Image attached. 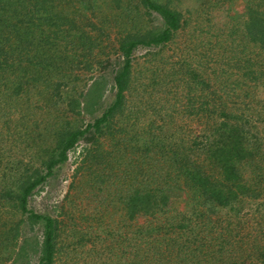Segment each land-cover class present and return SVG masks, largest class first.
Listing matches in <instances>:
<instances>
[{
    "label": "trees",
    "instance_id": "trees-1",
    "mask_svg": "<svg viewBox=\"0 0 264 264\" xmlns=\"http://www.w3.org/2000/svg\"><path fill=\"white\" fill-rule=\"evenodd\" d=\"M95 1L0 0V151H3L5 145L4 134L6 136L14 128H18L19 131L23 129L19 134L26 137L29 132L34 133L28 149H36L37 162L34 166L20 159L16 161L11 159L5 163L4 154L0 156V171H2L0 206L8 207L0 209V249L4 252L8 251V259H11L12 253H15L13 264H31L32 257L36 258L37 264H59L62 260L61 253H58L63 247V244L60 246L61 229L58 220L30 209L29 196L51 176L56 165L67 159L69 150L75 149L81 138L90 146L85 148V158H83L84 162L88 161L87 168L90 174H97L96 169L93 168L94 164L109 168L108 175L118 172V166L113 164L116 155L112 156L104 150L102 139L123 133L125 137L123 144L141 140L137 139L136 135L143 120L130 110L126 96L128 92L138 89L139 83H142L134 74L132 55L139 47H157L169 42L187 21L184 13L171 7L170 0H139V3L147 8L148 14L151 12L159 14L160 27L157 30L147 29L144 32L135 30L130 21L133 18L127 15L123 18L129 22L122 21L123 28L117 30L119 21L107 17L101 19ZM121 1L116 0L117 6ZM244 1L246 5L245 20L242 24L243 35L248 42L253 43L254 48L264 49V9L259 8L261 2ZM105 39L109 42L113 41L111 44L114 53H120L122 60L105 61L99 57L96 50L105 47L103 45ZM258 57L261 59L257 61L249 55L235 60L233 65L243 70L245 82L240 84L235 80L233 87L229 86L230 88L225 89V94L228 95L225 101H221V94L209 90L211 83L201 76L202 72L197 66L193 63L189 66L185 62H179L177 77H187L184 79L187 91L182 95L188 97L189 101L199 98L201 105L204 104L200 111L204 130L190 137L192 129H186L183 134L187 135V138L170 135L173 132L151 137L148 135L147 138L145 137V143H148L144 150L133 147L139 154L141 163L137 165L139 169L135 167V170L133 169L135 171L132 174L135 178L133 186L122 194L123 197L120 196L125 215L131 218L135 214L152 211L153 206L167 203L171 205L172 201L165 195L163 186L150 187L146 182V170L156 164L158 174L172 178L171 182L176 186H179L183 180L190 183L194 189L198 218L211 221L212 228L214 224L224 228L219 231L221 236L230 233L237 236L234 230L240 225L236 223H241L253 213L264 218V199L256 203L253 200L264 195L259 189L260 182L255 178L253 180L252 177L250 179L242 177L243 168L247 163L252 166L257 165L258 158L262 154L259 145L262 142L261 137L255 138L249 130L256 127V123L264 124V116L261 117L264 115V97L258 98V91L261 90L264 95V58L259 53ZM243 60L244 64H241ZM78 65H84L87 71L97 68L103 73L89 76L84 80L82 76L74 74V68H78ZM108 69H111L112 84L105 76V71ZM178 72H182L181 75H178ZM227 76L230 77L231 74ZM172 77L174 72L171 73L169 81H173ZM89 79L91 82L88 84L86 81ZM152 80L154 81V77ZM198 84L202 86L201 89L196 90L195 85ZM108 87L114 91L113 97L106 106H103L104 92ZM182 90L183 88L180 91ZM232 94L234 97L237 96L236 104ZM218 98L220 108L211 106V99L215 101ZM258 105L263 112L255 110ZM60 106L63 110L59 115L51 111V109L59 110ZM184 108L181 112H184L187 118L193 119L196 113H199L189 105ZM42 109L47 111L49 116L39 119L35 113ZM129 110L133 114L129 119L132 120L134 127H129L127 124L115 128V124L122 119L119 117L129 115ZM96 111H99V114L84 128L66 118L67 114H72L78 122L82 114L92 116ZM161 111V108H158L157 113ZM166 119L167 124H170L172 115L166 113L162 116V123L159 125L150 121V123L145 122L143 127L149 130L151 125H155L157 129H165ZM152 132L155 134L154 131ZM142 133L144 134V131ZM47 139L48 142L51 141L50 144H45ZM255 139L258 142H251ZM252 143H257V146ZM205 168L210 169L212 173ZM138 174L141 175V180L137 181ZM3 177H6L5 180ZM95 179L96 182L93 180L95 184H92L96 188V184H99L102 178L97 174ZM99 190L103 191L102 187L97 189ZM247 195L253 198L250 199ZM116 203L115 201L112 206H116ZM18 213L22 218L14 224L12 218ZM25 214L30 230L34 231L36 223H42V239L37 235L22 238V243L15 250L21 235L20 222L24 219L22 215ZM168 216H171L169 222L167 221L169 235L162 236L163 240L159 241L165 246L164 252L172 258L178 260L180 257L178 261L188 257L189 260H195L197 256L192 252L201 246L203 254L213 257V261H207L208 264H241L238 257H233L234 245L230 246L232 237L225 238L221 244H214L216 248L214 249L212 245L206 243V235H202L199 240V235L192 233L185 221L179 220L176 214L171 213ZM223 223L224 227H222ZM7 225L10 227L6 228ZM212 228L204 229V234L210 232ZM213 230L218 229L213 228ZM174 231L176 232L171 236ZM179 231L186 232V242L181 241L182 236L179 237L177 234ZM147 233L156 232L152 230ZM79 237L80 240L84 239L81 238L82 235ZM143 240L145 241L146 238ZM147 242L149 241L146 240L141 244ZM71 243L70 247H73L70 249L73 250L79 241L73 240L69 244L67 242V245ZM181 244L185 246L182 248ZM222 249L225 253H221ZM124 252L127 253L126 248ZM263 256L264 251L261 252V257ZM157 259H154L153 264H157ZM196 264H201V261H197Z\"/></svg>",
    "mask_w": 264,
    "mask_h": 264
},
{
    "label": "rangeland",
    "instance_id": "rangeland-1",
    "mask_svg": "<svg viewBox=\"0 0 264 264\" xmlns=\"http://www.w3.org/2000/svg\"><path fill=\"white\" fill-rule=\"evenodd\" d=\"M255 1L261 2L259 8L263 10L264 1ZM170 5L185 14L184 17L187 21H185L184 26L175 33L169 42L157 47H139L132 55L134 74L137 75V79L142 83H139L138 89L128 92L126 96L130 110L134 114L137 113L140 116V120H143V122L140 121L141 125L136 135L137 139H141L140 142L123 144V139H125L123 133H117L115 137L102 139L104 150L111 153L112 156L116 155V159H113L115 161L113 164L118 166V172L108 175L109 168L94 164L93 168L96 169L97 174L102 178L95 188L92 183H94L93 180L96 182L95 176L97 177V174H90L89 168H87L88 161H83V158H85L84 150L90 146L81 138L76 148L69 150L67 159L56 165L51 176L28 198V207L30 209L40 214H48L59 222L61 229L60 246L63 244L62 250L58 252L61 253L62 258L59 264H153L155 258H158L156 260L157 264H196L197 261H201V264L203 262L208 264L207 261H213V257H209L206 253L203 254L201 246H198V249L192 252L197 256L195 260H189L188 257L185 260L178 261L180 257L176 260L167 252H164L165 246L159 240H163L161 239L162 236L169 235L167 221L171 217L168 216L171 213L176 214L179 220L185 221L184 223L190 227V231L199 235V240L202 235H206V243L212 245L214 249H216L215 245L221 244L225 238L232 237L231 240L235 241V243L231 241L230 244V246L234 245L232 249L235 256L233 257H238L241 264H264V256L261 257V252L264 251V218L262 219L261 216H257L254 213L246 218L243 217L244 219L241 223H236L240 225L234 230L237 236L232 233L221 236L219 231L224 228L214 224L213 228L218 230H213L211 221H207L205 218H198L195 209L194 189L190 186V183L183 180L179 186H176L171 182L173 181L172 178L168 176L162 177L158 174L159 171L156 164L146 170V182L149 183L150 187L163 186L165 195L172 201L171 205L167 203L153 206L154 209L152 211L135 214L131 218L127 214L125 215L120 196L123 197L122 194L133 186L135 179L132 175L135 172L133 169L134 167L139 169L140 167L137 165L141 163V159L138 158L139 154L133 147H139L144 150L148 143H145V137L147 138L148 135H150L148 137H151L156 134H170L173 132L170 135H175L174 137L179 135L180 138H187L188 136L183 134L186 129H192L189 134L190 137L202 133L204 130L205 126L204 122H201L200 114L201 106L204 104L201 105L199 98L189 101L188 97L182 95L183 92L187 91L184 85L186 83L184 79L187 77H177L176 70L180 67L179 62H185L189 66L193 63L197 66V69L202 72L201 76L210 81L211 88L209 90H215L218 94H221V101H225L228 96L225 94V89L233 87L235 80H238L240 84L245 82L242 75L243 70H239L233 65L235 60L240 57H248L249 55L257 61L261 59L258 57V53L264 58V49L254 48L253 43L248 42L246 36L243 35L242 24L245 20L244 9L246 5L244 0H170ZM95 7L101 19L107 17V19L119 21L116 26L117 30L123 28L122 21L124 23L129 22L123 18L127 15L133 18L130 20L133 23L131 26L141 32L147 29L157 30L161 25L159 14L157 12L148 14L147 8L142 6L139 0H122L119 6H117L116 0H96ZM111 43L113 41L109 42L108 39H105L103 44L105 47L96 50L99 57L105 61L122 60L120 53H114ZM241 64H244V60ZM96 65L94 64V66ZM173 72V81H169ZM102 73L97 68L87 71L84 65H78V68H74V74L82 76L84 80L89 76H98ZM181 73L178 72V75H181ZM227 74H231V76L229 77ZM105 76L112 84L111 69L105 71ZM151 77H154V81ZM86 82L89 84L91 79ZM201 86L202 84L195 85V89H201ZM182 88L183 90L180 91ZM113 93L114 91L109 87L105 90L103 106H106L112 100ZM258 94V98L264 97L261 90L258 91ZM232 99H234L236 104L237 96L234 97L232 94ZM219 102V98L215 101L211 99V106L220 108ZM186 105L199 111L193 119L187 118L184 112H181ZM158 108L162 110L159 114L157 113ZM62 110V106L59 107V110L51 109L57 115ZM130 110L129 115L119 117L122 119H120L121 121L118 124H115V128L118 125L125 126L127 124H129V127H134L132 120L129 119L133 115ZM255 110L263 112L260 105ZM166 113L172 115V120L169 121L170 124H167L168 120L166 119L167 126L164 127L165 129H157L155 125H151L149 130H147L148 128L144 129L143 125H145V122L150 123L152 121L156 125L162 123L161 118ZM98 114L99 111H96L92 116L82 114L78 118L80 119L78 122L76 121L77 118H73L72 114H67L66 118L71 119L74 124L81 125L84 128ZM35 116L39 119L41 117L47 118L49 113L42 109L35 113ZM255 126L249 130L255 138L261 137L262 142L259 145L262 148V154L258 158L259 163L257 165L252 166V164L249 165L247 163V166L243 168L244 175L242 177L245 179L248 177L249 179L252 177L253 180L258 179L260 182L259 189L264 192V165H261V163L264 164V124L258 125L256 123ZM22 131L23 129L19 131L18 128H14L6 136L4 134L5 145L3 151H0V156L2 157L4 154L3 162L5 163L11 159L15 161L20 159L25 163L30 162L34 166L37 164L36 149H28V144H30L34 133L29 132L26 137L23 134H19ZM142 131H144L145 135ZM44 135L46 136V134ZM26 142L28 143L26 144ZM251 142H258V140L255 139ZM34 143H36V140H34ZM50 143L51 141L48 142V139L45 142V144ZM133 143L134 145H132ZM252 144L257 146V143ZM117 157L120 158L117 159ZM205 170H209V173H212L210 169L205 168ZM105 173L106 175H104ZM1 175L2 171H0ZM5 178L3 177V180ZM217 178L220 179V177ZM136 179L137 181L141 180V175L138 174ZM99 187H102L103 191H97ZM263 196L261 198L258 197L259 199H255L252 196H248V198H253L256 203L261 199L263 200ZM115 201L117 202L116 206H112ZM7 208V206H0V209ZM22 216L24 219H22L19 226L21 235L15 250L22 243V238H31L37 235L38 238L42 239V223H36L34 231L30 230L26 214ZM20 218H22L20 214H16L12 218L13 223L15 224L21 220ZM8 219L11 218L8 217ZM224 226L225 224L223 223L222 227ZM9 227V225L6 226V228ZM153 227H157V229H153ZM206 228L212 229L204 234V229ZM152 230L156 233H147ZM175 232H172L171 236ZM177 234H179V237L182 236V242H186V232L179 231ZM80 235L84 239L80 240ZM145 238L149 242L142 245L141 242H145L146 240H143ZM73 240H77L79 243H76V248L72 250L70 249L73 247H70L72 243L67 245V242L69 244ZM184 246V244H181L182 248ZM124 248H126L127 253L124 252ZM192 249L193 245L191 246ZM185 252L187 255V249ZM221 253H225L223 249ZM14 255L15 253H12V258L8 259V251L4 252L0 249V264H13ZM31 264H37L35 257H32Z\"/></svg>",
    "mask_w": 264,
    "mask_h": 264
}]
</instances>
